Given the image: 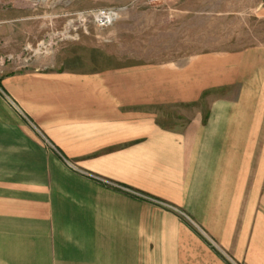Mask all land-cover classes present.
I'll return each mask as SVG.
<instances>
[{"label":"crops","instance_id":"crops-1","mask_svg":"<svg viewBox=\"0 0 264 264\" xmlns=\"http://www.w3.org/2000/svg\"><path fill=\"white\" fill-rule=\"evenodd\" d=\"M56 57L0 66V264H264V43L96 70Z\"/></svg>","mask_w":264,"mask_h":264},{"label":"rangeland","instance_id":"rangeland-1","mask_svg":"<svg viewBox=\"0 0 264 264\" xmlns=\"http://www.w3.org/2000/svg\"><path fill=\"white\" fill-rule=\"evenodd\" d=\"M166 1H158L164 6L160 11L142 15L128 9L135 5L141 10L147 5L142 0H0V66L12 63L23 69L57 56V68L96 70L149 60L181 61L193 53L264 43V0ZM105 8L126 10L102 29L78 18L81 12ZM64 30L68 32L62 34ZM74 34L77 38H70ZM41 41H50L49 49L32 55ZM205 103H199L203 110ZM195 108H167L159 119L166 126L179 125Z\"/></svg>","mask_w":264,"mask_h":264},{"label":"built area","instance_id":"built-area-1","mask_svg":"<svg viewBox=\"0 0 264 264\" xmlns=\"http://www.w3.org/2000/svg\"><path fill=\"white\" fill-rule=\"evenodd\" d=\"M145 4H149L151 2L155 1H163V0H142ZM124 8H105V9H97V10H91L88 12H81L78 14V18L82 19L83 21L86 20V18L89 20V22H92L94 25H96L98 28H106L108 26H111L120 15V12ZM67 30H64V33H67ZM86 33V31L84 30ZM68 38L69 36L66 35L64 38ZM72 39L77 38V34H74L73 37H70ZM50 41H41L39 42L34 49H31L33 51L32 55H35L36 53H43L46 52L50 47Z\"/></svg>","mask_w":264,"mask_h":264}]
</instances>
